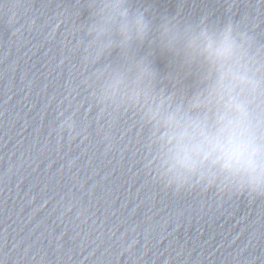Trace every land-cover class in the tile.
<instances>
[{
    "label": "water",
    "instance_id": "water-1",
    "mask_svg": "<svg viewBox=\"0 0 264 264\" xmlns=\"http://www.w3.org/2000/svg\"><path fill=\"white\" fill-rule=\"evenodd\" d=\"M115 2L0 0V264H264V192L170 185L145 116L214 114L220 67L191 38L231 22L264 125V0Z\"/></svg>",
    "mask_w": 264,
    "mask_h": 264
},
{
    "label": "clouds",
    "instance_id": "clouds-1",
    "mask_svg": "<svg viewBox=\"0 0 264 264\" xmlns=\"http://www.w3.org/2000/svg\"><path fill=\"white\" fill-rule=\"evenodd\" d=\"M116 0L114 8H121ZM127 9L119 15L127 17ZM147 25L143 14L125 20L122 31L142 34ZM192 41L201 40L211 60L220 67L218 79L209 93L214 114L192 116L180 107L167 109L163 102L148 107L145 116L160 130L163 175L177 187L198 178L205 187L217 181L238 185L250 192H264V125L254 119L242 90H252L257 82L235 63L240 44L231 22L218 33L201 29ZM199 99L193 102L197 107Z\"/></svg>",
    "mask_w": 264,
    "mask_h": 264
}]
</instances>
